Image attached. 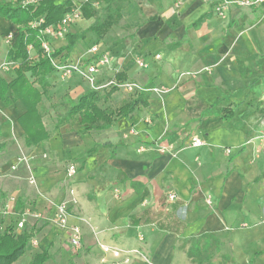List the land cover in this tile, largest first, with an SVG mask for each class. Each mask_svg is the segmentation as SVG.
<instances>
[{
    "label": "crops",
    "instance_id": "obj_1",
    "mask_svg": "<svg viewBox=\"0 0 264 264\" xmlns=\"http://www.w3.org/2000/svg\"><path fill=\"white\" fill-rule=\"evenodd\" d=\"M90 2L96 11L105 8L103 0ZM213 7L203 0H128L109 71L168 93H151L110 129L83 132L88 125L78 120L28 148L19 121L25 106L0 99V212L6 208L34 231L25 264L43 251L45 264H187L186 242L203 235H213L234 264H264V17L233 6L223 20ZM12 31L16 38L18 27L0 18V43ZM65 40L54 42L60 48ZM86 56L79 44L69 60ZM182 73L190 75L180 79ZM1 78L11 82L15 74ZM138 95L119 90L107 101L119 105L107 107L119 109ZM195 136L205 146L190 147ZM158 142L172 149L160 153ZM61 204L68 206L65 228L55 219ZM73 227L82 233L78 252Z\"/></svg>",
    "mask_w": 264,
    "mask_h": 264
},
{
    "label": "trees",
    "instance_id": "obj_2",
    "mask_svg": "<svg viewBox=\"0 0 264 264\" xmlns=\"http://www.w3.org/2000/svg\"><path fill=\"white\" fill-rule=\"evenodd\" d=\"M103 3L106 12L103 19L98 17L90 0L81 3L82 18L94 19V23L82 33L68 34L66 46L54 50L51 58L63 55V59L68 60L78 43L85 41L88 34L92 33L97 41H102L113 27L119 25L123 19L121 11L127 5L128 0H103ZM73 9V0H40L36 5H24L22 0L15 3H0V18L18 27L14 43L8 47L6 54V62L18 64V67L13 70L15 74L13 81L7 82L0 77V99L6 106H10L14 101H20L25 106L26 112L19 121L25 130L24 144L28 148L47 141L60 127L69 123L73 125L78 120L81 125H88L83 132L92 129H110L119 118L128 116L134 109L144 105L151 94L141 92L136 99L124 103L119 109L112 110L110 107L102 108L100 92L90 89L75 102H71L70 108L56 121L52 131L47 130L40 106L44 99L51 100V79L55 74V69L51 64V59L41 47L40 33L48 27L59 25ZM30 46L35 51L36 60H32L30 56ZM28 75L33 82L30 81ZM116 80L121 83L127 81L124 74H117ZM117 91H119L118 88L112 87L103 99L108 101L110 96ZM9 93L11 98L8 97ZM231 116V113H227L224 118L228 120ZM249 137L247 133V139ZM15 213L18 216L24 215L25 210L21 201L17 202ZM33 232L26 226V223L21 232H15L10 226L1 232L0 264H16L25 255L26 247L34 237ZM186 243L190 245L187 258L193 264H234L231 258L221 254L220 243L213 235L192 238ZM48 260V252L43 251L35 255L30 264H45Z\"/></svg>",
    "mask_w": 264,
    "mask_h": 264
},
{
    "label": "built area",
    "instance_id": "obj_3",
    "mask_svg": "<svg viewBox=\"0 0 264 264\" xmlns=\"http://www.w3.org/2000/svg\"><path fill=\"white\" fill-rule=\"evenodd\" d=\"M24 5H36L40 0H22ZM207 3H213V11L223 20L228 19V14L230 9L233 6L239 7V8H247V9H259L262 12V15L264 17V0H203ZM74 3V9L65 16L64 20L57 26L48 27L45 30L41 31L42 36V44L41 47L44 50V52L47 54V56L51 59V64L53 65L55 69V73L59 76L61 81L67 82L72 80L73 77L78 76L81 79L85 80L86 83H88L93 89L96 91H99L101 89H105L107 87H116L118 90H121L125 92L128 95H136L141 92H150L155 94H167L168 91L164 90L162 88H152V89H146L143 86H140L136 83L132 82H118L116 79H112L108 82V84H101L99 85V80L101 76L102 69H110L114 63V58L110 54V52L103 50L101 47H93L90 50V58L88 61V64L84 66L81 64L78 60L77 62H73L63 59V55L58 56L57 58H51V55L54 53V50L50 47V40H64L66 36L70 33V29L72 25L78 23L80 20H82V13H81V4L77 3L73 0ZM37 27V26H36ZM15 37L12 39V37L8 38V44L9 46L13 43ZM34 50L32 46L29 47V53L30 50ZM58 49V48H57ZM35 52V51H34ZM6 63V66L13 67V70L18 67V64L14 63ZM136 64L143 68L145 67V64L142 60L137 59ZM190 74L188 73H182L180 75V79H182L185 76H188ZM179 79V80H180ZM159 148L158 151L160 153H166L169 151V149H172L170 146L161 145L159 142L156 144ZM205 146V142L199 138V137H192L190 141V147L192 148H200ZM262 146L264 148V136H262ZM227 154H230V151H226ZM17 162H22L21 159H18ZM13 170L16 169V166L12 167ZM70 176H74L77 173V167L71 166L68 171ZM170 201L175 200V196L169 197ZM210 204V201H208ZM56 221L65 228L67 226V219H68V206L67 204H61L56 209L55 214ZM25 224L24 220H21L18 224L19 229L21 230ZM70 243L71 247L74 252H78V250L81 248L82 244V233L79 227H73L71 229V237H70ZM104 253H111L114 258L121 259L123 257L124 252L119 249H113L109 247H102ZM131 253H134L135 255H140V252L135 250ZM129 255V252L125 254V263L130 262V257L126 256ZM104 263L106 261H103Z\"/></svg>",
    "mask_w": 264,
    "mask_h": 264
},
{
    "label": "rangeland",
    "instance_id": "obj_4",
    "mask_svg": "<svg viewBox=\"0 0 264 264\" xmlns=\"http://www.w3.org/2000/svg\"><path fill=\"white\" fill-rule=\"evenodd\" d=\"M77 3L81 4L83 1L85 0H74ZM23 3V1H22ZM96 3V2H95ZM97 9V13H98V17L100 19L105 18L106 16V12L104 9H102L101 7L96 6ZM93 24V22H84L83 19L80 20L78 23L72 25L71 29H70V33H82L84 31H86L91 25ZM121 29H123L122 26H116L114 27L102 40L105 41H97L96 37L94 36V34L90 33L87 35V39L83 42H79L78 45L80 44L81 47H83L85 49L86 54H88V56L85 57H81L78 61L83 64L84 66H86L88 64L89 60V56H90V50L93 47H101L103 50H106L108 52H110V49L112 48V45L114 44V42L116 40L119 39V37L123 36ZM69 33V34H70ZM6 37H4V36ZM1 35V42L0 43V77L2 76H12L13 74V67H8L6 66V61H5V57H6V53H7V47H8V38L12 37V39L15 37V32L12 31V33L8 34L6 33ZM66 39V38H65ZM55 40H50V47L54 50L58 48V44L57 41ZM66 41V40H65ZM55 44H54V43ZM30 56L32 58V60H36L37 56L34 52V50H30ZM77 62V61H76ZM116 66H114L113 69H115ZM101 76H100V80H99V85L103 84H108L109 81H111L113 79L114 76V72L110 73L109 69H102L101 71ZM29 79L31 82H33V79L30 78V75H28ZM51 83H52V96H51V100L47 101L46 99L43 100L40 109L43 115V121L47 127L48 130L53 129L54 124L56 123V121L62 117L70 108L71 102H75V100L78 98V96L84 94L86 91L90 90L92 87L90 85H86L83 84L85 83V80L81 79L78 76H75L72 78V80L64 82L61 81V79L59 78V76L55 73L54 76L51 79ZM142 86V85H141ZM82 87V88H79ZM87 89V90H86ZM111 89V87H107L105 89H101L99 90L100 94H101V102H100V106L102 108H106L108 105L110 107H117L119 105V103L116 102H107L104 101V96L109 92V90ZM72 90V91H71ZM12 206H14L13 202L10 204V210L12 211ZM11 213V212H10ZM20 222V218L17 217L16 215L13 214H9L7 213V209H4V212H0V233L3 232L7 227H12L16 232H18L19 227L18 224ZM29 255H26L25 257L21 258L18 262H20V264H25V261H27ZM23 260V261H22ZM22 261V262H21ZM187 264H193L191 262V260L187 259Z\"/></svg>",
    "mask_w": 264,
    "mask_h": 264
}]
</instances>
